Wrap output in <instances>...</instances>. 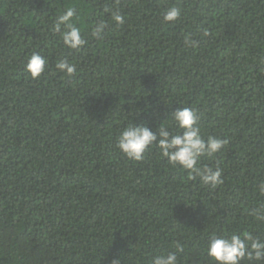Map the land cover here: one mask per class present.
Listing matches in <instances>:
<instances>
[{"label": "trees", "instance_id": "trees-1", "mask_svg": "<svg viewBox=\"0 0 264 264\" xmlns=\"http://www.w3.org/2000/svg\"><path fill=\"white\" fill-rule=\"evenodd\" d=\"M170 5L182 16L165 23ZM69 6L87 40L79 50L51 31ZM105 7L125 22L105 14L96 39L90 26ZM33 51L48 62L36 79L24 70ZM261 57L264 0H0V264H151L169 252L212 264L211 232L264 241L253 215L264 213ZM60 59L73 75L56 69ZM182 107L205 138L228 141L200 162L222 169L214 189L154 146L141 162L116 147L127 124L156 130Z\"/></svg>", "mask_w": 264, "mask_h": 264}, {"label": "clouds", "instance_id": "clouds-1", "mask_svg": "<svg viewBox=\"0 0 264 264\" xmlns=\"http://www.w3.org/2000/svg\"><path fill=\"white\" fill-rule=\"evenodd\" d=\"M108 14L110 20L117 26L125 22V17L119 8L105 7L100 18L90 26V34L101 39L108 27L103 16ZM182 16V9L170 5L164 9L162 19L165 23L177 22ZM78 12L76 7L65 8L55 19L51 31L59 36L63 45L70 50H79L87 40L82 35L81 28L77 26ZM204 30L202 36H207ZM188 48H194L198 42L191 34L184 38ZM47 60L39 51H33L24 65V70L33 78L40 77L47 68ZM264 65V57L259 60ZM56 69L67 76L75 73V64L67 59H60L55 65ZM199 115L190 107H182L173 111L168 119L163 120L159 128L152 130L146 124H127L116 139V147L128 159L141 162L151 147H156L162 158H166L172 167H180L188 171L189 179L196 180L210 188H216L224 183L222 169L201 165L203 158L214 157L228 143L227 140L209 135L206 138L201 134ZM256 189L259 195L264 196V182L258 184ZM257 222H264V213H254ZM182 246H177V252H182ZM204 252L212 264H243V262L260 261L264 259V241L254 238L251 231H233L228 233L211 232L206 239ZM111 264H118L117 259ZM151 264H179L177 253L169 252L152 257Z\"/></svg>", "mask_w": 264, "mask_h": 264}]
</instances>
